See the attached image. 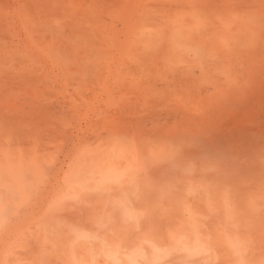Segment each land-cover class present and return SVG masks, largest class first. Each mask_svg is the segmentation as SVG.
Wrapping results in <instances>:
<instances>
[{"label": "rangeland", "instance_id": "1", "mask_svg": "<svg viewBox=\"0 0 264 264\" xmlns=\"http://www.w3.org/2000/svg\"><path fill=\"white\" fill-rule=\"evenodd\" d=\"M242 1L0 0V189H8V194L4 190L10 196L6 201L17 209L8 208L11 214L0 212L4 215H0V264L11 260L12 264H60L62 260L69 264V251H73L72 264H107L102 249L113 247L124 229L129 235H120L127 240L119 242L142 243L137 220L145 223L148 216L155 222L149 218L142 231L149 223L153 227V222H160V228L150 230L159 251L150 250L144 261L130 264H264V9L258 10L259 5L264 8V0L261 4V0ZM201 30L204 34L198 36ZM222 34L225 48L221 39L217 41ZM195 39L205 47L202 57L189 49V41ZM143 131H150L148 136L157 132L148 137H156L155 146L173 145L161 156L167 160L176 158L174 145L182 147L189 136L205 141L214 135L218 138L214 149L195 155L203 145L199 141L180 152L185 159L210 160L209 171L205 175L179 172V178L174 172L162 173L167 167L158 163L163 170L155 173L157 166L150 163L151 140L137 148L140 161L146 162L143 165L155 168H146L149 173L135 171L136 167L126 164L130 154L122 157L112 147L114 137L124 135L122 144L130 148L133 141H141L140 135L147 137ZM100 142L103 146L97 148ZM94 157L120 159L119 166L109 172L114 173L108 180L114 179L113 187L109 186L112 192L108 187V191L101 189L107 182L102 178L77 179L84 175L77 177L84 169L79 168ZM221 164L229 168L222 169ZM209 177H221L212 179L214 185L229 183L226 192L198 187L206 180L208 187L214 186L209 185ZM196 180L201 182L197 187ZM100 203L104 205L98 207ZM225 206L232 211L227 216L237 218L236 232L212 235L214 230L230 228L222 213ZM119 212L130 219L120 222ZM192 212L194 216L189 215ZM195 214L201 221H196ZM187 221L191 224L185 230ZM192 224L204 232H191ZM153 229L159 231L160 239ZM170 233L182 235L162 238ZM132 236L137 239L130 240ZM124 243H118L120 250L125 249ZM21 246L17 251L15 247ZM30 251L35 255L29 259L32 262L26 255ZM132 255L140 259L135 252Z\"/></svg>", "mask_w": 264, "mask_h": 264}, {"label": "bare ground", "instance_id": "2", "mask_svg": "<svg viewBox=\"0 0 264 264\" xmlns=\"http://www.w3.org/2000/svg\"><path fill=\"white\" fill-rule=\"evenodd\" d=\"M192 1H195V0H192ZM227 1V0H226ZM244 1V0H243ZM242 1V2H243ZM247 1V0H246ZM250 1V0H249ZM252 1H259V0H252ZM261 3H263L262 2V0H261V2L259 3V4H261ZM260 6L262 7L261 9L263 10L264 8H263V5H259V7H258V10H259V8H260ZM260 13L261 12H263V11H259ZM264 15V14H263ZM262 17V16H261ZM197 23V21L196 22H194V24H196ZM198 36L200 35L201 36V34L203 35L204 34V31L203 30H201V31H199L198 33H196ZM198 39H200V38H198ZM221 39V40H220ZM204 40H205V38H204ZM221 41V45H222V47L223 48H225L226 46H228L227 45V43L225 42L226 41V36H225V34L223 35L222 34V37H219L218 38V40L217 41ZM189 49H191V48H193L194 50H195V52H193L194 54H195V56H199V57H202V51H204V48H202L203 46V44H201V42H197V40L195 39V40H193L192 42L191 41H189ZM203 43V42H202ZM225 43H226V45H225ZM250 59V58H249ZM149 121H151V119H149ZM152 123V122H151ZM185 123V122H184ZM241 123V122H240ZM154 124V123H153ZM218 125V124H217ZM145 126V125H144ZM154 126H155V124H154ZM183 126V125H182ZM188 126V125H187ZM153 127V126H152ZM173 127V126H172ZM178 127H181V126H178ZM186 127V126H185ZM221 127V126H220ZM141 128V127H140ZM148 128V127H147ZM134 129H135V127H134ZM224 129H225V127H224ZM142 130V129H141ZM156 130H158V128L156 129ZM216 130H218L217 128H216ZM179 131H181V130H179ZM198 131V133H199V130H197ZM144 132V131H143ZM149 133H150V131H148ZM147 132V133H148ZM181 132H183V131H181ZM144 133H146V132H144ZM146 133V134H147ZM151 133H153L152 135L150 134L149 136L151 137V136H154L155 134H154V132H151ZM108 134H110V133H108ZM140 134L142 135V131L140 132ZM159 134V133H158ZM157 134V136H159ZM183 134H184V132H183ZM200 134V133H199ZM205 134H207V133H205ZM227 134V133H226ZM111 135V134H110ZM140 135V138H141V141L139 142V141H133V144L130 146V148H129V146H123V144H122V140L124 139V135H120V136H117V137H114V147H112V150L116 153V154H120L122 157H126L127 155H129L130 154V156H129V158L126 160V164L127 165H129L130 167L132 166V168H135L136 167V169H135V171H138V172H141V174H142V172H148L149 173V171H148V169H146V168H149V167H151V168H155L156 166V168H155V170H156V172L155 173H160L161 174V170H163L162 169V167H163V165H166V167H167V171L166 170H164L162 173H167V175L170 173V172H174V174H175V176L177 177V176H179V178H180V175H177L179 172L181 173V172H191L192 174L193 173H196V172H201V174H204V172H208L209 171V169H210V167H211V161L209 160V162L208 161H199V160H197V159H185V158H183V157H181L182 155H181V153L180 152H182V150H184V149H187V148H191L192 146H194V144L196 143L197 144V142H198V144H200V142L202 143L203 142V145L201 146V145H198L200 148H198L196 151H194V154L195 155H198L201 151H203V150H209V149H214L215 148V146L214 145H216L215 143H216V141H217V137H213V136H210L209 137V139H205V141H201V138L199 139V138H197V137H194V135L193 136H189V140L190 141H188L186 144H184V143H181L180 145L182 146V147H180L179 145H174V147L175 148H177V150H178V152H177V156H176V158H173L172 160H167V159H165V158H161V156H163L164 155V152L166 153V152H168V150H172L173 149V145L172 144H169L168 146L166 145V144H163V145H160V146H155V144H156V141L154 140V138H156V137H153V139H148V134H147V137H145V139L147 138V140H145L144 139V137H142ZM174 135V134H173ZM186 135V134H185ZM100 137H101V135H99ZM109 136V135H108ZM107 136V137H108ZM182 136H184V135H181V137ZM209 136V135H208ZM221 136V135H220ZM220 136H218V137H220ZM104 137H106V136H104ZM176 137V135H174V137L173 138H175ZM152 138V137H151ZM160 138V137H159ZM204 138H206V137H204ZM210 138H213V140H211ZM220 138H222V137H220ZM235 138V137H234ZM229 139V138H228ZM240 139H242V138H240ZM152 141V142H154V143H152L151 145H152V147L154 148L153 149V158L152 159H150V163L151 164H153L154 165V163L156 164V166L154 167H152L151 165L148 167V166H144L143 164H145L146 162H145V160L144 161H140V160H143V159H141V158H139V155H140V153H139V149L137 148L138 146H141V145H143V142L145 141ZM200 141V142H199ZM224 142V141H223ZM105 143V142H104ZM240 144V143H239ZM99 145V144H98ZM101 145V146H100ZM100 145H99V147L98 146H96L97 148H100V147H102L103 146V142L101 143L100 142ZM188 146V147H187ZM197 146V147H198ZM219 146V145H218ZM221 146H223V145H221ZM228 147V146H227ZM182 148V149H181ZM184 148V149H183ZM219 148V147H218ZM218 148H216V150L218 149ZM238 149V148H237ZM97 150V149H96ZM225 150V149H224ZM95 151V150H94ZM212 151H214V150H212ZM218 151H219V149L217 150V152H216V154H219L218 153ZM208 152V151H207ZM223 152V151H222ZM225 152V151H224ZM228 152V151H227ZM139 153V154H138ZM221 154H223V153H221ZM225 154V153H224ZM194 155V156H195ZM201 156V155H200ZM224 156H226V155H224ZM200 158V157H199ZM223 158V157H222ZM225 159V158H224ZM229 159V158H228ZM120 159H117V160H115L114 162H111V160L109 159V158H107V157H101V158H98V157H94V158H92L91 160H89V161H87L86 163H84L83 165H82V167L81 168H79V169H82V168H84V169H82L83 170V173H82V171L79 173V175L77 176V177H79L80 176V174H84V175H81L80 176V178H77L78 180L80 179L81 180V177H83L82 179H86V180H95V181H98L97 179L98 178H102L103 180H105V181H107L105 184H103V186H101V189H103V190H106V191H108V188H109V190H111V192H112V189L113 188H111V187H113L112 186V183L114 182V179H112L110 182H108V180H109V178L111 177V176H113V174L114 173H109V172H111V171H114V169L117 167V166H119V164H120V162L121 161H119ZM223 160V159H222ZM221 160V161H222ZM144 162V163H143ZM148 163H149V160L147 161ZM149 163V164H150ZM161 165L162 164V167L161 166H159L158 167V165L159 164ZM141 164H142V166H141ZM223 164H224V162H223ZM223 164H221L222 165V169L223 168H225V169H228L229 167H227V166H225V165H228V164H226V162H225V165H223ZM144 166V167H143ZM229 166V165H228ZM141 167L143 168V169H141ZM165 167V168H166ZM145 168V169H144ZM161 168V169H160ZM164 168V169H165ZM218 168L219 169H221L219 166H218ZM85 169L86 170H88L87 172L85 171ZM150 169V168H149ZM158 169H160L159 171H157ZM142 170V171H141ZM152 170V169H151ZM154 170V169H153ZM154 170V171H155ZM85 172V173H84ZM152 172V171H151ZM190 173V174H191ZM1 175H2V173H0ZM78 174V173H77ZM116 174V173H115ZM159 174V175H160ZM172 174V173H171ZM171 174H169V175H171ZM200 174V173H199ZM217 174V173H216ZM224 173H220V174H217L218 176L219 175H223ZM226 174V173H225ZM0 175V176H1ZM155 175V174H154ZM159 175H157V176H159ZM205 175V174H204ZM74 176V175H73ZM194 176H197V175H194ZM199 176V175H198ZM225 176V175H224ZM76 176H74V177H72V178H75ZM86 177V178H85ZM169 177V176H168ZM176 177H173V178H176ZM202 177V176H201ZM211 177V176H210ZM209 177V178H210ZM119 178V177H118ZM159 178V177H158ZM170 178H171V176H170ZM169 178V182H172V180ZM209 178H208V180H209ZM216 178V177H215ZM215 178H213L212 177V179H215ZM220 179H221V177H219ZM219 178H216V179H219ZM1 179H2V176L0 177V181H1ZM211 178H210V184H209V181H208V184L209 185H211V184H213L214 185V183H215V181L214 180H212ZM215 179V180H216ZM223 179V178H222ZM77 180V181H78ZM85 180V181H86ZM171 180V181H170ZM176 180H178V179H176ZM192 180V179H191ZM197 180H201V179H197ZM196 180V181H197ZM74 181V180H73ZM76 181V183H78ZM83 181V180H82ZM141 181V180H140ZM166 181H168L167 179H166ZM165 181V182H166ZM181 181H184V180H182L181 179ZM207 181V180H206ZM205 181V183L203 184V182H202V184H200L201 182H199V184H198V181L197 182H195V183H197V184H195V186L196 185H199L198 187H200V186H202V187H205V186H207V187H205V192H206V190H208L209 189V191L211 190L212 191V189L211 188H213L214 187V191L215 190H217V191H224L229 185V183L227 184V185H223V183H219V185H214V186H210V187H208V185H207V182ZM211 181H213L212 183H211ZM216 181H218V180H216ZM223 181H224V179H223ZM2 182V181H1ZM1 182H0V184H1ZM121 182V181H120ZM119 182V183H120ZM142 182H145L144 180L142 181ZM164 182V183H165ZM174 182H176V181H174ZM221 182V181H220ZM226 182H227V180L226 181H224V184H226ZM74 183V182H73ZM75 183V184H76ZM87 183V182H86ZM109 183H111L110 185H108ZM137 183V182H136ZM149 183V182H148ZM147 183V184H148ZM178 183H179V181H178ZM183 183V182H182ZM181 183V184H182ZM80 184H82V183H80ZM122 184V183H121ZM138 184V183H137ZM184 184V183H183ZM182 184V186H184ZM2 185V184H1ZM118 185V184H117ZM117 185L115 186V187H117ZM174 185V184H173ZM176 185H178V184H176ZM186 185H194L193 183L191 184V183H189V184H186ZM221 185V186H220ZM223 185V186H222ZM109 186H111V187H109ZM74 187V186H73ZM105 187H108L107 189H105ZM179 187H180V185H179ZM185 187V186H184ZM197 187V186H196ZM218 187V188H217ZM75 188V187H74ZM84 188H88L89 189V187H88V184H85L84 185ZM207 188V189H206ZM77 189V188H76ZM75 189V192H73V193H75V197L77 196V190ZM114 189H116V188H114ZM181 189H183V188H181ZM180 189V190H181ZM185 189H186V187H185ZM4 190H5V192H6V194H8V189H0V191H3V192H0V196L2 195V193H4L5 194V192H4ZM87 190V189H86ZM177 190H179L178 188H177ZM8 191V192H7ZM70 192H71V190H69ZM74 191V190H73ZM182 191H185V190H182ZM83 192H87V193H90L89 191H85V190H83ZM114 192H116V190L114 191ZM119 192V191H118ZM117 192V193H118ZM141 192H143V191H141ZM145 192V191H144ZM224 192H226V191H224ZM73 193H71V194H73ZM105 193V192H104ZM2 195L1 196V203H0V212H2L3 214H5L4 212H7L8 210V208H12L11 206H12V204L10 205V203H7V201L6 200H8L6 197H10V196H7L6 194L5 195ZM83 194V193H82ZM97 194V193H96ZM105 194H107V193H105ZM104 194V195H105ZM131 194V193H130ZM80 195H81V192H80ZM103 195V196H104ZM109 195V194H108ZM132 195V194H131ZM137 195V194H136ZM73 196H74V194H73ZM83 196H84V194H83ZM98 196V195H97ZM102 196V195H101ZM126 196H127V194H126ZM187 196V195H186ZM209 196H210V192H209ZM209 196L207 197V199L209 198ZM5 197V200L4 199H2V198H4ZM74 197V198H75ZM98 197H100V196H98ZM109 197H111V196H109ZM139 197V196H138ZM188 197V196H187ZM213 197V196H212ZM212 197H211V199H212ZM83 198H85L86 199V195H85V197H83ZM101 198V197H100ZM127 198V197H126ZM130 198V197H129ZM132 198V197H131ZM98 199V198H97ZM115 199H116V197H115ZM118 199H122V198H120V197H118ZM117 199V200H118ZM188 199V198H187ZM196 199H198V198H196ZM206 199V201H207V203L208 202H210V198H209V201ZM103 200V199H102ZM102 200H100V202H102ZM105 200V199H104ZM103 200V201H104ZM131 200V199H130ZM194 200L195 199H192V200H190L191 201V203L192 202H194ZM213 200V199H212ZM113 201V200H112ZM9 202V201H8ZM62 202V201H61ZM131 202V201H130ZM129 202V203H130ZM197 202V201H196ZM9 204V207H6L7 205H5V204ZM53 203H57V202H53ZM52 203V204H53ZM117 203V202H116ZM121 203H122V201H121ZM128 203V202H127ZM191 203H189L188 202V205L190 206L191 205ZM102 205H104V204H101L100 203V206H98V207H101ZM110 206V205H109ZM116 206V205H115ZM128 206V205H127ZM127 206H125V207H127ZM144 206V205H143ZM5 207H6V211H5ZM51 207V206H50ZM107 207V206H106ZM111 207V206H110ZM114 207V205H112V208ZM124 207V208H125ZM131 207V206H130ZM191 207H193V206H191ZM191 207L190 208H188L189 209V212L191 213ZM118 208V207H117ZM123 208V207H122ZM193 208H195V206L193 207ZM199 208H201L200 206H199ZM198 208V211L200 210ZM230 208V206H225L224 207V209H223V215H226V218L228 219V223H227V226H229V227H227V228H229V230L228 229H226L225 227H223V228H221V229H219V230H217V231H213L212 232V235H216L217 234V236L219 235V236H223V235H225V234H227L229 231H235L236 232V225L238 224V221H237V218H233V217H228L227 215H228V213H230V212H232L231 211V208ZM115 209V208H114ZM118 209H120V208H118ZM132 209H134V208H132ZM11 210H14V211H16L17 209H11ZM67 210V209H66ZM107 210V209H106ZM112 210V209H111ZM111 210H107V211H111ZM122 210V209H121ZM194 209H192V211H193ZM203 210V209H202ZM4 211V212H3ZM10 211V210H9ZM9 211H8V213H9ZM112 211H114V210H112ZM115 211H117L116 209H115ZM119 211V210H118ZM134 211H135V209H134ZM93 212V211H92ZM122 212V211H121ZM127 212V211H126ZM128 212H129V210H128ZM188 212V211H187ZM197 212V211H196ZM200 212V211H199ZM2 213H0V215L2 214ZM8 213H6V214H8ZM31 213V212H30ZM62 213V212H61ZM105 213V212H104ZM113 213H115V212H113ZM113 213H107V214H112V216L114 215L115 216V214H113ZM117 213V212H116ZM123 213V212H122ZM137 213V212H136ZM189 213V215H192V216H194V214H193V212H192V214H190ZM198 213V212H197ZM201 213V212H200ZM2 214V215H3ZM9 214H11V213H9ZM46 214V213H45ZM63 214V213H62ZM119 214V216L117 215V217L119 218V220H120V222H121V219H123V221H126V220H129L128 218H126V217H124V218H122V216L120 215V212L118 213ZM128 214H130V213H128ZM169 214V213H168ZM199 214V213H198ZM202 214V213H201ZM218 214H220L219 212H218ZM217 214V218H220L221 217V215H218ZM33 215V214H32ZM58 215V214H57ZM66 215V214H65ZM124 215H126V213H124ZM123 215V216H124ZM157 214H155V216H156ZM178 215V214H177ZM183 215V214H182ZM186 215V214H185ZM4 216V215H3ZM13 216V215H12ZM11 216V217H12ZM93 216V215H92ZM110 216V215H109ZM113 216V217H114ZM128 216H130V215H128ZM152 216V215H151ZM153 216H154V214H153ZM154 216V217H155ZM161 216V215H160ZM159 216V217H160ZM165 216V215H164ZM164 216H163V218H164ZM7 217V216H6ZM10 217V216H9ZM98 216H96V218H97ZM104 217H106V216H104ZM159 217H157V218H159ZM186 217V216H185ZM195 217H197L196 216V214H195ZM79 218V217H78ZM150 218V216H148V218H147V220ZM187 218H188V220H190V222L191 221H193L192 219H191V217L189 218V216H187ZM125 219V220H124ZM151 219L152 220H154L152 217L150 218V221H151ZM160 219H162V218H160ZM168 219V218H167ZM171 219V218H170ZM169 219V220H170ZM200 220V217L198 218H196V221L197 220ZM11 220V219H10ZM94 220V219H93ZM92 220V221H93ZM95 220H97V219H95ZM104 220V219H103ZM108 220H110V219H108ZM146 220V221H147ZM168 220V221H169ZM195 220V219H194ZM198 220V221H199ZM1 221V220H0ZM47 221V220H46ZM77 221V220H76ZM117 221V220H116ZM122 221V222H123ZM146 221H145V223L144 224H146ZM150 221H148L147 223H149ZM160 221V220H159ZM172 221H174V220H170L169 221V223L170 224H173V222ZM201 221V220H200ZM235 221V222H234ZM44 222V221H43ZM66 222V221H65ZM75 222V221H74ZM79 221H77V223H78ZM96 222V221H95ZM134 222V225L136 226V223H135V221H133ZM137 224H138V229L140 230V232H139V230H138V232H139V234L140 233H142V234H140V242H142V243H139L138 241H131V242H129V244L131 245H129V244H126V243H128V241L126 242V243H124L123 241H120L121 243H124V244H122V245H124L125 246V249L124 250H120V249H123V247L121 246V245H119L120 244V242H119V239L121 238V239H123L124 241L125 240H127V239H124V237H122V236H120V235H122V234H124V233H126V234H124L123 236H125V235H129V234H127V232H124V230L121 232V234L120 235H118V234H116V236L119 238L118 240H117V238H116V236H114L115 237V239L118 241L117 243H115V241H114V243L113 244H111L113 247H108V248H106V249H102L101 247H99L100 249H102V250H106V251H103L102 252V254H104V256H105V258H107V259H105L106 260V262H107V264H112V263H114V264H118V263H121V264H130V262H132V261H139V260H141L142 259V261H144L146 258H145V253L146 252H149L150 250H151V252H158L159 250L157 249V247L158 246H155V245H158V243L159 242H157L156 240H154L153 239V234H151L150 233V230H152L151 228H153V227H161L159 224H160V222H158V221H156V223L158 224H156V223H154L155 222V220H154V222H153V227H152V225H150V223H149V225H146L144 228V230L142 231V229H143V226H144V224L143 223H140L141 222V220H137ZM167 222V221H166ZM128 223H132V222H127V224ZM169 223H167V224H169ZM187 223H188V225L190 226V224L191 223H189L188 221L186 222V225L185 226H187ZM204 223V222H203ZM75 224H76V222H75ZM104 224H106V226H107V223H104ZM110 224V223H109ZM117 224V223H116ZM115 223H114V225H116ZM120 224V223H119ZM118 224V225H119ZM127 224H126V226H127ZM141 224V225H140ZM142 224H143V226H142ZM151 224H152V222H151ZM165 224V223H164ZM176 224V223H175ZM19 225V224H18ZM56 225V224H55ZM114 225H113V227H114ZM125 225V224H124ZM141 226V228H140V226ZM157 225V226H156ZM198 225H202V224H200V223H198ZM198 225H191L192 227H191V232L192 231H194V230H200L201 232H204V230L202 229H200V228H197V227H199ZM232 225V226H231ZM44 227H45V225H43ZM52 227H53V224L51 225ZM66 226V225H65ZM84 226V225H83ZM89 226V225H88ZM93 226V225H92ZM112 225L110 224V227H111ZM128 226H131L130 224H128ZM166 226V225H165ZM172 227H173V225H171ZM189 226H187L186 228H184L185 230L187 229V228H189ZM193 226H195V227H193ZM48 226H46V228H47ZM67 227V226H66ZM74 227V226H73ZM118 227V226H117ZM132 227H134V226H132ZM169 227V226H168ZM174 227H175V225H174ZM176 227H178V226H176ZM105 228H107V227H103V229H105ZM119 228V227H118ZM124 228V227H123ZM126 228V227H125ZM129 228H131V227H129ZM158 228V230H160ZM171 228V227H170ZM178 228H180V227H178ZM178 228H175V229H177L179 232H181L180 231V229H178ZM193 228V229H192ZM37 229H39V228H37ZM40 229H42V227L40 228ZM40 229H39V232H40ZM44 229V228H43ZM42 229V230H43ZM50 229V228H49ZM52 229H55L54 227L52 228ZM82 229H84L83 227L81 228V230ZM91 229V228H90ZM110 229V228H109ZM112 229V228H111ZM133 229V231H134V228H132ZM135 229H136V227H135ZM166 230H167V228H165ZM164 229V231H166ZM172 229V228H171ZM175 229L173 228V231H175ZM181 229H182V227H181ZM46 230V229H45ZM65 230H66V228H65ZM113 230V229H112ZM128 230V229H127ZM126 230V231H127ZM154 231H156L155 229H153ZM157 230V231H158ZM183 230V229H182ZM190 230V229H189ZM38 231V230H37ZM47 231V230H46ZM51 231V230H50ZM49 231V232H50ZM54 231V230H53ZM52 231V232H53ZM56 231V230H55ZM67 231V230H66ZM85 231H86V229H85ZM106 231V230H105ZM105 231H103V232H105ZM137 231V230H136ZM142 231V232H141ZM157 231L156 232H153V233H156V235H158L157 234ZM169 231V230H168ZM171 231V230H170ZM169 231V232H170ZM184 231V230H183ZM199 231V233H201ZM234 231L232 232V233H234ZM34 232H36V231H34ZM51 232V233H52ZM62 232V231H61ZM70 232H71V230H70ZM76 232V231H75ZM99 232V231H98ZM117 232H118V230H117ZM129 232H130V229H129ZM159 232V231H158ZM160 232H161V230H160ZM177 232V231H176ZM41 233H42V231H41ZM62 233H64V236H66L65 235V232H62ZM81 233V232H80ZM87 233V232H86ZM91 234L90 235H92L93 233L92 232H90ZM108 233V232H107ZM112 233H113V231H112ZM116 233V232H115ZM162 233H165V232H162ZM231 233V234H232ZM68 234V233H67ZM72 234V233H71ZM74 234V233H73ZM88 234V233H87ZM99 234H101V233H99ZM168 234V233H167ZM166 234V235H167ZM178 234H180V235H182V233H177V235ZM230 234V233H229ZM38 234H36V236H37ZM58 235H59V233H58ZM89 235V234H88ZM101 235H105V234H101ZM111 235H113V234H111ZM138 236V234H135L134 236L135 237H137ZM156 235H155V237H156ZM162 235V234H161ZM164 235V234H163ZM171 235V236H170ZM170 235H168V237L166 236V237H164V236H162V238H167L168 240H171V239H174V238H178L180 235H173L172 233H170ZM189 235H191V234H189ZM207 235H209V233H207ZM211 235V234H210ZM103 236L101 237V238H103ZM160 235H158V237H159ZM48 237H50V236H48ZM68 237H71V235L69 234V236ZM91 237V236H90ZM99 237V236H98ZM113 237V236H112ZM32 238H33V236H32ZM36 238V237H35ZM55 240H57V238H59V236L57 237V236H55ZM85 238V237H84ZM128 238V237H127ZM130 238V237H129ZM133 238V239H132ZM139 238V237H138ZM28 239V238H27ZM49 239V238H48ZM53 239V238H52ZM52 239H51V241H52ZM61 239V238H60ZM70 239V238H69ZM75 239V238H74ZM120 239V240H121ZM135 239H137V238H134L133 236L131 237V239L130 240H135ZM158 239H160V237L158 238ZM55 240H54V242H52V243H55ZM64 240H66V237H65V239ZM103 240V239H102ZM106 240V239H105ZM105 240H103V241H105ZM108 240V239H107ZM112 240V239H111ZM166 240V239H165ZM165 240H163V241H165ZM3 241V240H2ZM5 241V240H4ZM28 241V240H27ZM37 241H38V238H37ZM60 241H62L63 242V240L61 239ZM68 241V240H67ZM67 241L66 242H64L65 244L67 243ZM9 242V241H8ZM11 242V241H10ZM12 242H15V243H17L16 242V240H14V241H12ZM21 243H22V241H20ZM33 242H34V239H33ZM47 242V241H46ZM56 242H58V241H56ZM69 242H71V241H69ZM68 242V243H69ZM75 242V241H74ZM80 242V241H79ZM89 242V241H88ZM135 242H138L139 244L137 245L138 247H135V245L134 244H137V243H135ZM1 243V242H0ZM60 243V242H59ZM58 243V244H59ZM63 243V244H64ZM91 243V242H90ZM105 243H108L107 241L105 242ZM110 243V242H109ZM119 243V244H118ZM155 243H157V244H155ZM49 244H50V241H49ZM62 244V243H61ZM86 244H87V241H86ZM85 244V245H86ZM94 244H96V243H94ZM142 244L144 245L143 247H142ZM150 244H151V246H150ZM4 245H5V243H4ZM13 245V244H12ZM17 245L19 246V244L17 243ZM22 245V244H21ZM55 245V244H54ZM78 244H76V246H77ZM92 245V244H91ZM109 245V244H108ZM114 245H115V247H114ZM149 245V247H147V246ZM13 246H15V245H13ZM22 246H24V245H22ZM22 246L21 247H15V248H17L16 250L17 251H19L18 250V248H22ZM28 246V245H27ZM26 246V247H27ZM30 246V245H29ZM66 246V245H65ZM73 246H75V245H73ZM93 246V245H92ZM103 246H106V245H103ZM146 246V247H145ZM2 247H4V246H2ZM12 247V246H11ZM25 247V246H24ZM33 247V246H32ZM36 247H39V246H36ZM79 247V246H78ZM97 248H98V246H96ZM131 247H135L134 249H132ZM40 248V247H39ZM62 248V247H61ZM71 248V247H70ZM86 248H88V244H87V247ZM99 248L97 249V250H99ZM104 248V247H103ZM128 248H130V250H128ZM148 248H150L149 250H148ZM25 249V248H24ZM33 250H34V248H32ZM31 249V250H32ZM74 249V248H73ZM13 249H11L10 251H12ZM27 250H28V248H27ZM30 250V249H29ZM32 250V251H33ZM37 250V249H36ZM35 250V251H36ZM45 251L47 250V249H44ZM44 250H43V252H41V254H43L44 253ZM61 250V249H60ZM63 251H64V249H62ZM75 250H76V248H75ZM86 250H88V249H86ZM85 250V252L84 251H82L83 253H86V254H88V252ZM96 250V251H97ZM8 251V250H7ZM9 251V252H10ZM15 251V250H14ZM21 251H24V250H21ZM49 251V250H48ZM53 251H56V249L55 250H53ZM53 251H52V253H53ZM79 251V250H78ZM100 251V250H99ZM99 251H97V252H95V253H98ZM128 251V252H127ZM8 252V253H9ZM16 252V251H15ZM28 252V251H27ZM60 252H62V251H60ZM66 252V251H65ZM71 252V253H70ZM81 252V251H80ZM82 252H81V254H82ZM101 252V251H100ZM99 252V253H100ZM136 253V256H138L140 259H133L131 256H132V254L133 253ZM20 253H22V254H26V253H23V252H20ZM57 253H59V252H57ZM57 253L55 254V255H57ZM72 253H73V251H69L68 252V255H69V261H71L70 263L72 264V263H74L75 262V260H70V259H72L74 256L72 255ZM11 254H13V253H11ZM16 254H18V253H16ZM15 253H14V255L15 256H19V255H16ZM31 254H32V252L30 251L28 254H26V255H30L29 256V258H27L28 259V261H31V260H29L31 257L32 258H34L33 256H35V255H33V256H31ZM74 254H76L75 252H74ZM101 254V255H102ZM78 255H80V254H78ZM78 255H76V256H78ZM98 255H100V254H98ZM13 256V255H12ZM11 256V257H12ZM15 256H13V257H15ZM64 256H66L65 254H63V257ZM82 256H83V254H82ZM12 257V258H13ZM19 257H21V256H19ZM45 257H48L47 255H45ZM63 257H61V258H63ZM68 257V256H67ZM67 257H65V258H67ZM11 258V259H12ZM22 258H23V256H22ZM25 258H26V256H25ZM65 258H64V260H65ZM11 259H9V260H11ZM14 259V261H15V259L16 258H13ZM17 259H18V257H17ZM26 259V260H27ZM44 259V261L46 260V258H43ZM49 259V258H48ZM35 260V259H34ZM34 260H33V262H34ZM53 260V259H52ZM51 260V261H52ZM62 260V259H61ZM61 260H60V262H61ZM107 260H109V262L107 261ZM16 261H18V260H16ZM20 261H22V260H20ZM37 261H39V259L37 260ZM54 261H57L56 259L54 260ZM54 261H52V262H54ZM89 261V260H88ZM121 261V262H120ZM137 261V262H138ZM141 261V262H142ZM6 261H3V263H1V264H8V263H10L11 262V264H12V260L9 262V261H7L6 263H5ZM32 262V261H31ZM47 262V261H46ZM45 262V263H46ZM62 262H63V260H62ZM62 262L60 263V264H62ZM105 262V261H104ZM29 262H27V264H28ZM65 263H68V261L66 262L65 261ZM69 263V264H70ZM80 264L79 262H76L75 264ZM88 263V262H87ZM18 264V263H17ZM22 264V263H21ZM24 264H25V262H24ZM30 264H33V263H30ZM49 264V263H48ZM54 264V263H53ZM55 264H56V262H55ZM95 264V263H94ZM97 264V263H96ZM100 264V263H99ZM106 264V263H105ZM135 264H137V263H135ZM150 264H151V262H150Z\"/></svg>", "mask_w": 264, "mask_h": 264}, {"label": "crops", "instance_id": "3", "mask_svg": "<svg viewBox=\"0 0 264 264\" xmlns=\"http://www.w3.org/2000/svg\"><path fill=\"white\" fill-rule=\"evenodd\" d=\"M132 256H133V255H132ZM132 256H131V257H132ZM145 256H147V254H146ZM132 258H133V257H132ZM133 259H134V258H133ZM151 263H152V262H151Z\"/></svg>", "mask_w": 264, "mask_h": 264}]
</instances>
